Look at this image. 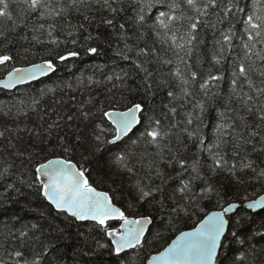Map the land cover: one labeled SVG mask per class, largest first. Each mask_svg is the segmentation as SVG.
Here are the masks:
<instances>
[{
    "label": "snow or ice",
    "instance_id": "1",
    "mask_svg": "<svg viewBox=\"0 0 264 264\" xmlns=\"http://www.w3.org/2000/svg\"><path fill=\"white\" fill-rule=\"evenodd\" d=\"M113 44L111 65L0 101V264H53L70 239L112 264H264V195L225 193L264 191V0H0V89Z\"/></svg>",
    "mask_w": 264,
    "mask_h": 264
},
{
    "label": "trees",
    "instance_id": "2",
    "mask_svg": "<svg viewBox=\"0 0 264 264\" xmlns=\"http://www.w3.org/2000/svg\"><path fill=\"white\" fill-rule=\"evenodd\" d=\"M114 47L115 44H113V48H108L107 46H104V51L101 52L95 58H90L88 56L82 55V57L76 61H69L66 63L58 62V69L50 78H46L42 81L21 87L13 92L0 90V101L10 102L14 97L19 96L21 93H24L26 91L35 92L40 88H43L45 86H52L54 84H58L65 80L74 81L75 78L80 76L81 74L84 75L90 74L93 71L95 65H103L106 63L111 65L113 58L112 53ZM42 55L43 53H40L39 56L30 57L29 59L34 60L35 62H39L40 56ZM27 63H28L27 61L22 59L17 64V66H21V67L27 66ZM119 63L121 66L131 70L130 62L119 61ZM5 75L6 72L0 70V79H2ZM225 75H227V73H225ZM224 87L225 88L227 87V81L224 82ZM69 107H70V102L69 105L65 106L64 111L67 112L69 110ZM214 115H215L214 112L209 115L207 121L209 125H211ZM31 119L32 121H35L36 117L32 116ZM25 121L27 122V118H25ZM225 193H226V199L234 203H240V201L243 199L244 196H248L252 198V197H256L258 194L264 195V191H261L259 186H257L255 189L247 186H230L225 190ZM245 203H247V201H245ZM215 204H216L215 201L208 203L207 209L220 210L219 207H214ZM242 211L248 212L249 214H253L252 211L248 209H243ZM261 217H264V211H260V216L257 217V223L260 222ZM4 218L7 219V216H5ZM195 223H196V218L188 220L187 222H181L180 224L177 225V231L165 233L164 239L159 240L156 247L162 250L163 247L167 246V243H170L172 239H175V236L179 234V231L191 230V228L194 226ZM87 229H88V224L85 223V224H81L79 227L74 226L70 228L69 231L75 234L77 232H86ZM153 231H155V228H153ZM66 243L71 244L73 246L71 248H65L61 246L59 248V251L51 257L53 264H112V257L108 256L107 254L103 255L102 257L85 256L83 255L81 248L77 246L73 240L70 239L66 241ZM153 254H155L154 251ZM57 257H62V259L57 260Z\"/></svg>",
    "mask_w": 264,
    "mask_h": 264
},
{
    "label": "water",
    "instance_id": "3",
    "mask_svg": "<svg viewBox=\"0 0 264 264\" xmlns=\"http://www.w3.org/2000/svg\"><path fill=\"white\" fill-rule=\"evenodd\" d=\"M52 75H53V74H50V77H51ZM46 78H49V77H43V78H41L40 81H42V80H44V79H46ZM36 82H39V81H32V82H30L29 84L18 85L16 89H12V90H5V89H0V90H5V91H8V92H13V91H15V90H17V89H19V88H21V87H24V86H27V85H30V84H33V83H36ZM248 210H250V209H248ZM250 211H252V210H250ZM256 211H257V212H260L261 210H260V209H257Z\"/></svg>",
    "mask_w": 264,
    "mask_h": 264
}]
</instances>
